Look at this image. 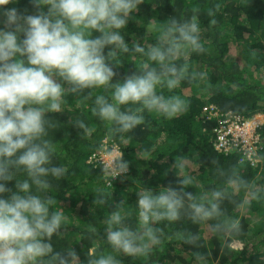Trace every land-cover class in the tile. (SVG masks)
Listing matches in <instances>:
<instances>
[{
  "label": "clouds",
  "instance_id": "1",
  "mask_svg": "<svg viewBox=\"0 0 264 264\" xmlns=\"http://www.w3.org/2000/svg\"><path fill=\"white\" fill-rule=\"evenodd\" d=\"M27 3L31 8L22 10L21 0H0V264H66L51 243L64 230L66 218L62 210H56L57 201L49 189L53 179L65 176L66 169L53 162L55 147L49 129L54 125L48 114L61 111L69 92L93 99V116L108 123L113 137L144 124L145 112L174 118L187 109L188 101L171 93L182 82L203 78L204 73L191 71L189 61L193 54L204 53L205 47L197 15L184 20L171 17L153 25L154 42L130 47L122 30L143 0ZM130 52L144 60L136 70L121 75L116 58ZM98 88L103 94L93 97ZM263 115L246 119L260 125L258 117ZM75 126L88 131L83 121ZM105 165L108 179L129 170L123 156L113 167ZM191 183L186 177L178 187L141 189L136 193L134 225L124 199L109 204L100 239L111 252L97 255L92 248L83 264H120L121 255H149L161 240L158 225L180 219L186 207L193 221L219 215L216 201L221 193L198 199L185 190ZM95 193L97 204L108 202L102 189ZM237 228L238 222H232L231 229ZM95 234L96 229H91V235ZM181 238L186 244L195 242V237ZM72 256L79 254L73 250Z\"/></svg>",
  "mask_w": 264,
  "mask_h": 264
},
{
  "label": "trees",
  "instance_id": "2",
  "mask_svg": "<svg viewBox=\"0 0 264 264\" xmlns=\"http://www.w3.org/2000/svg\"><path fill=\"white\" fill-rule=\"evenodd\" d=\"M20 8L31 6L21 0ZM193 15L199 19L205 52L190 57V69L205 75L182 82L171 93L187 99L184 112L171 119L145 112L144 124L117 137L109 134L107 122L93 116L92 98L66 92L61 111L48 114L54 125L49 129L53 162L66 169L49 189L56 210L66 218L64 230L51 243L66 264H83L92 248L97 255L111 252L100 239L109 204L124 199L134 225L137 192L178 187L186 177L192 183L185 190L198 199L221 193L219 215L193 221L186 207L180 219L158 225L161 240L149 255H121L120 264H264V122L257 127L255 162L237 147L229 153L215 148L216 129L230 116L264 114V0H143L122 31L130 47L136 42L147 47L157 36L153 25ZM143 60L135 52L119 55L117 71H134ZM103 92L95 89L93 97ZM76 121H83L88 131L76 127ZM114 148L129 162V170L108 179L101 157ZM96 189L107 194L106 204L95 202ZM232 222H238L236 230ZM181 237H195V242L186 244Z\"/></svg>",
  "mask_w": 264,
  "mask_h": 264
},
{
  "label": "built area",
  "instance_id": "3",
  "mask_svg": "<svg viewBox=\"0 0 264 264\" xmlns=\"http://www.w3.org/2000/svg\"><path fill=\"white\" fill-rule=\"evenodd\" d=\"M232 115V114H231ZM258 123L254 119L230 116L225 123L216 129V148L229 151L232 147L243 149L248 159L254 161L257 157Z\"/></svg>",
  "mask_w": 264,
  "mask_h": 264
},
{
  "label": "rangeland",
  "instance_id": "4",
  "mask_svg": "<svg viewBox=\"0 0 264 264\" xmlns=\"http://www.w3.org/2000/svg\"><path fill=\"white\" fill-rule=\"evenodd\" d=\"M258 120L260 122H264V115L261 117H258ZM120 152L119 150H117V148H114L111 152L104 154L103 158L107 164V166H109L110 168L114 166V162L116 161V159L119 157ZM254 162L256 160H258V158L253 157Z\"/></svg>",
  "mask_w": 264,
  "mask_h": 264
}]
</instances>
